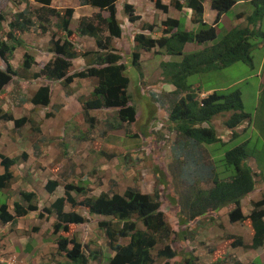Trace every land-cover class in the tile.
Listing matches in <instances>:
<instances>
[{
  "label": "trees",
  "instance_id": "1",
  "mask_svg": "<svg viewBox=\"0 0 264 264\" xmlns=\"http://www.w3.org/2000/svg\"><path fill=\"white\" fill-rule=\"evenodd\" d=\"M36 1L42 6L34 12L35 17L27 11L20 12L14 21L9 22L7 31L1 26L7 21L6 16L0 13V91L6 89L13 76L17 75L12 61L15 50L25 45L22 36L36 32L35 25H37L43 34L49 32L52 34L50 52L53 54V58L45 64L37 77L49 82H63L65 87H69L74 79L97 78L98 86L88 99L81 102L86 120L95 121L94 118L89 117L90 110L112 109L117 112L122 123L134 127L137 112L132 103V96L128 93L130 79L125 74L126 66L122 62V57L112 47L113 39L123 36V29L117 18L120 9L119 0H80L81 7H91L98 12L91 17L79 19L75 29L71 28L76 12L74 8L62 11L51 6L52 0ZM206 1H209L211 8L217 12L213 25H209L204 20ZM246 1L255 7L247 18L248 26L243 29L236 27L220 43L205 46L217 39L218 24L222 17L236 6L238 0H171V7L177 11L192 10L193 21L198 26V31H188L186 21L182 25L180 20L167 18L162 24V36L153 38L151 35L155 26L146 24L134 36L133 57L134 65L140 70L141 50L150 52L159 48L168 56L182 58L181 62L161 64L164 78L175 87L173 95H184V98L174 103L169 112V122L176 125L182 137L178 149L174 150L178 157H185L190 163L198 165V169L207 170V175L211 177L213 183L208 191H198L196 186L191 187L190 191L195 195H190L186 202V207L190 211L186 223L204 217L209 212L217 214L223 209L234 206L229 212L230 222H248L253 240L249 247L245 246L242 240H236L232 246L258 250L264 246V199L253 203V210L249 215H245L242 210L243 200L258 191V175L248 164L250 155L246 150L247 143L225 151L226 143L218 137L217 130L212 125V121L218 116L231 113L225 125L234 131L245 120L251 118L244 109L242 92L239 89L230 92H212L200 100L193 88L194 85L189 83L191 76L225 69L240 62L254 68L255 45L252 42L260 36L264 37V32L256 28L257 24L264 20V0ZM156 2L160 10L168 13L169 6L162 4L161 0ZM104 12H107L109 17H104ZM123 12L128 16L130 23L134 24L141 20V16L136 14L135 7L129 3L124 4ZM53 24H56L57 32L52 30ZM106 33L108 36H105ZM77 37L95 39L97 50L78 49L75 42ZM194 43L199 47H205L185 53L186 46ZM80 57L87 60L86 68L70 75L69 69L73 61ZM34 64H36L35 60L26 54L24 69L29 71ZM1 66H4V69ZM196 89L200 91L199 87ZM51 96L50 86H43L33 96L31 104L48 106ZM2 119L13 120L18 128L27 121L26 118L15 120L11 115L2 116ZM237 135L234 134L236 137ZM213 145H220L219 147L224 149V156L217 161L224 169L222 172L213 168V165L202 162L207 158L206 149ZM110 157L116 158L115 155ZM15 163V160L0 154V166L5 169V173L0 174V191L10 187L13 179L10 169ZM158 183H162V178L158 177ZM58 187L57 181H49L46 190L54 193ZM71 190L80 195L81 199L73 197ZM91 191L87 187L77 188L68 185L65 196L44 209L39 207L34 193H22L23 202L15 203L14 214L9 212L6 204L1 207L0 221L4 225L16 224L19 219L28 215L39 213L40 218H44L55 214L58 222L54 226V234L61 231L68 233L70 226L85 224L88 221L76 212V209L83 207L90 215L110 218L100 223V227L105 229L112 243L111 248L113 247L116 252L110 264H170L179 256L172 244H167L163 249L156 251L161 241H167L173 234H178L174 232L161 208L159 193L155 192L150 196L129 188L124 195L102 193L98 197H87ZM67 205L72 207V212H65ZM139 222L143 224L145 230L138 228ZM187 232L182 230L178 234L184 246L188 238ZM119 238H129L130 241L126 245H119L116 241ZM57 244L59 254L66 257L69 264H91L93 261L94 255L87 254L84 246L76 238L61 236L57 239ZM218 251L216 252L218 262L215 264H227L226 253H223V256L219 255ZM181 264H198V258L186 253Z\"/></svg>",
  "mask_w": 264,
  "mask_h": 264
},
{
  "label": "rangeland",
  "instance_id": "2",
  "mask_svg": "<svg viewBox=\"0 0 264 264\" xmlns=\"http://www.w3.org/2000/svg\"><path fill=\"white\" fill-rule=\"evenodd\" d=\"M127 2L135 4L136 14L141 16V20L136 23V28L142 29L146 24H153L155 26L154 32H161L163 22L167 18H171L170 16L179 18L182 25L186 19L185 13H178L173 7L171 12L169 11L167 14H164L160 10H155L151 0H119L121 12L124 4ZM52 3V6L58 10L63 11L67 8H74L77 11L71 24L72 29L76 28L81 16L90 14V11L81 8L80 0H52ZM242 3H245V5H236L223 16L217 26V39L207 45L205 44V46L220 43L236 27L243 29L248 26L247 18L252 14L255 7L250 2H246V0ZM41 6L36 0H0V13L4 14L7 19V21L2 23V28L4 31H7L9 29V22L14 21L16 15L24 10L35 17L34 12ZM205 6L207 8V22L213 24L216 19V12L211 9L209 2ZM120 11L118 12V19L124 23V33L130 32L129 27L131 25L128 24V18L125 17V20L124 15ZM179 14L185 19L180 18ZM197 28L191 30L197 32ZM256 28L257 30L260 28L264 32V20L258 23ZM35 29L40 30L37 25H35ZM52 30L57 32L56 24L52 25ZM59 34L58 36L60 37ZM48 36L52 37V34L48 33V35L38 38V41L32 35H27L26 37L29 40V45L43 47L45 50L43 51V56H46L51 47L49 46L50 37ZM154 36L152 33L153 38ZM92 41L95 42V40L91 39L75 40L77 48L81 45L86 49H91L90 43ZM252 43L255 45L253 50L254 68L240 62L225 69L212 70L208 73L194 75L189 78V83L194 85L193 88L200 100L205 98L209 94L208 92H230L236 89L242 92L244 109L250 114L251 118L245 120L234 131L228 129L225 125L231 113L218 116L212 121V125L215 126L218 137L226 143L225 151L247 143L246 150L250 155L248 164L253 168L255 174L258 175V191L250 198L243 200L242 210L245 215L251 213L254 202L264 199V37L260 36ZM118 45L116 48L121 46L119 51L123 54L122 62L126 66L125 74L130 79L128 93L132 96V103L136 107V124L132 127L131 125L122 123L117 117L116 111H111L112 113H107L103 117L102 123H98L97 127L88 133L91 137L99 135L101 139L97 143L84 142V144H81L78 137L83 134L79 133V131L87 130L89 123L86 121L82 123L80 121L81 114L78 115V118L76 115L78 112H75L71 108L70 116L63 117V119L70 120L67 121V132L72 129L70 134L74 136L68 142L73 141L74 143L70 145L71 149L67 150L68 152L64 156L67 159V166H64L63 170H60L58 174L60 178H63L61 175L69 172L66 175H69L71 178L69 181L63 179L62 187L66 189V186L69 184L76 187H87L93 190V193L90 194L93 197H98L102 193L113 194L116 191L124 194L128 188H134L150 196H153L155 192L159 193L162 204L161 208L174 232H178L179 234L182 230L188 231L187 245H183V241L179 238L178 234H173L169 240L161 241L156 248L157 251L163 249L167 244L173 245L179 256L172 260L170 264L183 262V258L187 252L198 258V264H215L218 262L216 255L218 249H220L218 251L219 255L228 252L226 255V259L229 257L227 264H258L260 262L264 264V254L258 257L260 260L256 262L254 261L257 258L255 250L235 245L232 246L236 240H242L245 246L249 247L253 240V233L250 230L251 226L248 222H230L229 212L234 206L223 209L217 214L209 212L206 216L197 219L196 222L186 223L190 215L186 202L190 195H195L194 192L191 193V187L196 186L198 191H208L212 188L213 183L211 177L207 175V170L198 169V165L195 166L193 163H190V160H187L185 157H178L174 150L175 148L178 149L182 137L177 131L176 125L169 122V112L174 103L184 98V95H173V87L169 86L166 78H164L161 67L163 57L157 54V52H161L159 51L161 49L156 48V51H151V53L140 52V70L134 65L133 52H131L132 50L134 51V43L120 41ZM205 46L202 47L204 48ZM199 49L201 48L198 44L194 43L187 45L185 53L195 52ZM45 52L47 53L45 54ZM171 60L173 62H181L182 58H172ZM21 62V56H16L13 64H20ZM1 68L4 69V66H1ZM12 83L8 84L2 92L0 91V102L5 101L0 108L1 112H5L4 108L11 111L13 107H16L17 101L21 99L23 84H19L17 79ZM197 87H199L200 91L196 89ZM54 111H58V106L54 108ZM73 114L79 119L80 123H77V120L73 119ZM106 117L108 119H105ZM0 120V132L4 134L9 133L6 136L12 139L18 132V128H15L13 122L12 125H6L5 122L7 120H2L1 117ZM57 123L60 124L59 122ZM26 128L28 129L29 127L27 126ZM26 128L21 129L19 131L20 134L22 132L24 134L27 133ZM29 130L35 136L34 132H31L33 130ZM59 133L57 136H61L63 127L59 128ZM234 134H238L237 137ZM48 138L52 142L51 137L49 136ZM75 145L78 147L77 149H74ZM219 146L213 145L209 149L206 147L205 157L207 158L202 162L206 165L211 164L213 168L222 172L224 169L217 161L224 156V149ZM60 151L63 153L62 148ZM111 155H115L116 158L112 159ZM69 165H72V167L70 168ZM36 169L39 171L38 168ZM158 177L162 178L161 184L158 183ZM33 181L34 184L32 186L39 195L38 198V195L35 194L38 201L45 202L39 205V207L41 209L49 207L50 197H47V194L44 193L45 191L41 189L44 180L41 177H37L36 179L33 178ZM22 184L24 183H20L19 186L22 187ZM10 187L7 191L9 190L8 194L11 195L10 190H12V186ZM40 193H44L46 196L42 197ZM8 201L5 191H0V209L3 205L8 204ZM82 214L87 219L91 218V220L87 221L88 225L91 224V221H94L95 217L91 216L87 211L83 210ZM44 218L27 220L31 223L25 224L24 237L30 244L32 241L34 243V240H36V244L42 240L46 247L39 249V252L36 253L31 251L25 252L20 261L24 264H69L63 255L58 254L56 256L57 251H55L54 245L51 246L52 243L48 245L51 242L50 234L43 233L42 231L40 233V227L37 228V231L33 230L38 226L40 220V222L44 223ZM193 222L195 223L193 224ZM94 228L96 226H90L88 229L87 227L83 228L86 234H83L81 231L78 237L83 234V242L87 246L85 249L87 254H92L90 246L95 247L93 250L102 252V255L105 256V262L110 264L114 256L112 255L108 239L103 230H99L97 234L92 236ZM138 228L145 230L141 222H139ZM116 241L126 245L130 240L129 238H119ZM238 248L241 249V252L236 254ZM211 249L212 252L215 251V253H212V257H210L209 253ZM156 251L153 252L154 256L156 255ZM97 262L101 264L102 260L99 258Z\"/></svg>",
  "mask_w": 264,
  "mask_h": 264
},
{
  "label": "crops",
  "instance_id": "3",
  "mask_svg": "<svg viewBox=\"0 0 264 264\" xmlns=\"http://www.w3.org/2000/svg\"><path fill=\"white\" fill-rule=\"evenodd\" d=\"M156 1L157 0H154V1L151 0L152 4H154L153 8L155 10H160L157 7ZM243 1L244 0H238V3L236 5L237 6H241V4L245 5V3H242ZM207 2H209V1H206L204 4V7H205L204 20L209 25H212V23L207 22V17H206L207 8L205 6V5H207ZM161 3L169 6V11L171 12V10H172L171 0H161ZM52 4H51V6H52ZM129 4L135 6V4H133L131 2ZM209 4H210V2H209ZM210 7H211V5H210ZM53 8H55V7H53ZM81 8L87 9V11H90V14L89 15H83L79 19H81L82 17H91L94 13L98 12L97 10H95L91 7H81ZM24 11H26V10H24ZM24 11H22V12H24ZM119 11H120V9H119ZM160 11L164 13V11H162V10H160ZM169 11H168V13H169ZM175 11H177V10H175ZM177 12L178 13L182 12V13L186 14V20L185 21H186V26H187L186 29L188 31L191 29L194 30V28L198 27L197 25L194 24V21H193L194 20L193 19L194 13L192 12V10L185 9L183 11H177ZM76 14H77V11L75 12L74 17L76 16ZM121 14L124 15V19H125V17L128 18V16L123 12V10H122ZM164 14H167V13H164ZM103 16L107 18V17H109V14L107 12H104ZM170 17L179 20V18H177L175 16H173V17L170 16ZM179 17L184 18V17H181L180 14H179ZM117 18H118V16H117ZM118 21L120 22L122 29H123L124 23L119 19H118ZM128 22H129V19H128ZM72 23H73V21H72ZM136 23L133 24V23L129 22L128 24L131 25L129 27L130 32L124 33V29H123L122 38H119V39L114 38L113 39L112 46L120 54V56L122 58H123V54L120 53V51H119L121 46L119 48H116V47L119 46L118 43L120 41L121 42L126 41L127 43L133 42L135 45L134 36H135V34L139 33L141 30L138 27L136 28ZM150 25H153V24H150ZM162 32H163L162 30H161V32H153V34L155 35L154 38L155 37L160 38L162 36ZM27 35H30V36L32 35V37L36 41H38V38H42V37H44V35H48V34H43L41 31L37 30L36 32H33L31 34L27 33V34L22 36V39L24 40L25 45L22 47H18L15 50L14 59H13V61H15L16 56H21L22 62L20 64L17 63L15 65V64H13V61H12V65H13L14 69L17 71V75L13 76L14 78H12V80L9 83V85L13 84L12 82L15 79H17L19 84H23L22 90H21V99H19L17 101L16 107L12 106L13 108L11 109V111L4 108L5 112H1V109H0L1 119H2V116L11 115V116H13V118L15 120H19V119H23V118H26V120H27L26 123L22 127L18 128L15 126L16 129L18 128V132L16 133V135H14L12 137V139H10L11 137L6 136V135H9V133L4 134L3 132H0V154L4 155L6 157H9L10 159L15 160V162H16L10 169L11 173L13 174V179H12V182L10 185V186H12V190H10L12 196L10 194H8L9 190L8 191H7V189L3 190V191H5V194L7 195L8 200H9L8 204H6V205L8 207L9 212L12 214H14L15 203L23 202L22 193H31L32 192V193L38 195V193L35 192V190L32 186V184H34L33 178L36 179L37 177H41V179L44 180L43 186H41V189L45 191L44 193L47 194V197H50L49 203H48L49 207L57 199L65 196L66 189L64 187H62V181H63V179L66 181H69L71 177L69 175H66V174H69V172L61 175V176H63V178L62 177L60 178L58 176V174H59L60 170L61 171L63 170L64 166H67V159H65L64 156L67 154V152H68L67 150L71 149L70 145L72 143H74L73 141L70 143L68 142L71 139V137L74 136L73 134H70L72 132L71 131L72 129H70L69 132H67L68 129H67L66 125L68 123L67 121H70V120H67V119L64 120L63 119V117H67V116L69 117L70 116L71 108H73V110L75 112H78V114H76L77 116L81 114L80 121L82 123L84 121L89 123L87 130H84V131L80 130L79 131V133L83 134V135L78 137V140L81 144H84V142L97 143V141H99L101 139L100 136L96 135V136L91 137L88 134L89 131H93L97 127L98 123H102L103 122L102 119L107 113H112L111 111H115L112 109L90 110L88 112L89 117L94 118L95 121L94 122L87 121L86 116L85 115L83 116V114H85V113H84V109H83L81 102H82V100L88 99L90 97V95L93 93L95 88L98 86V79L95 77H91V78H87V79H74V81L69 85V87H65L63 85V82H60V81L59 82H57V81H50L49 82L47 80H44L42 77H37L38 75H40V71L45 66V64H47L53 58V54L50 52V50H51V47H50V49L48 50V53L45 52V54L47 53V55L43 56V51H45L44 48L43 47L42 48L36 47L34 45H29V40L26 37ZM105 36H108V33H106ZM48 37H50L49 38L50 39L49 40V46H51V38L52 37L51 36H48ZM85 39L86 40L87 39L95 40L91 37H77L76 38L77 41L85 40ZM90 44H91V47H90L91 49L83 48L81 45H79L80 47L78 49H80V50H92V51L97 50L96 41L95 42L92 41ZM200 48H202V47H200ZM153 51L155 52L156 49H153L152 52ZM159 51H161V52H157V54L163 57L161 63L173 62L171 60L172 58H174V59L179 58V57L168 56L165 52H163V50H159ZM131 52L134 53L135 51L132 50ZM140 52L149 53V52L144 51V50H141ZM150 53H151V51H150ZM26 54L30 55L35 60V63H36L32 66V68L29 71L24 69V67H23ZM142 61H143V59H142ZM15 66H16V68H15ZM86 66H87V60L85 58L80 57L78 59H75L73 61L72 67L69 69V74L72 75L74 73H78V72L84 70L86 68ZM43 86H50V88H51L52 96H51L50 105H48V106H41V105L34 106V105H32L31 99L37 93V91ZM169 86H172L173 87L172 91H175V87L173 85H169ZM3 102H5V101L0 102V108L3 106V104H4ZM57 106H58V111L53 112L54 108ZM73 116H74L73 119L77 120V123H80L79 119H78L79 116H78V118L75 117V114H73ZM117 117H118V115H117ZM105 119H108V118L106 117ZM2 120H5V119H2ZM6 120H7V122H5L6 125H8V124L12 125V122L14 123L13 120H9V119H6ZM57 122H59L60 124H58ZM14 125H15V123H14ZM27 126L29 127L28 129L26 128ZM60 127H63V133L61 134V136H57L58 134H60L59 133ZM23 128L27 129V133L24 134V132H22L23 134L22 133L20 134L19 131ZM74 128H76V127H74ZM29 129L33 130L31 132H34L35 136L29 132L30 131ZM49 136L51 137L52 142H50V138H48ZM80 137H82V138H80ZM76 144H77V142H76ZM61 148H62L63 153L60 151ZM63 148H64V150H63ZM77 148L78 147L75 145L74 149H77ZM69 166H70V168L72 167V165H69ZM36 168H38L40 172L37 171ZM4 173H5L4 167L0 166V174H4ZM49 181H57L59 183V187L56 189V191L54 193H49L46 190V185ZM20 183H24V184H22V187L19 186ZM80 187L85 188L83 186H77V188H80ZM90 188L92 189V187H90ZM64 189H65V193H64ZM126 191L127 190H125V192ZM44 193H40L42 197H44V195L46 196V194H44ZM70 193L76 199H81L80 195H77V193L74 192L73 190H71ZM91 193H93V190L87 195V197H93L90 195ZM115 193L120 194V195L125 194V193L123 194L119 191H116ZM94 197H97V196H94ZM38 198H39V195H38ZM37 202L39 205H42L45 203V202H41L40 200L39 201L37 200ZM83 210L87 211L89 213V211L83 207L76 209V212L85 218V216H83V214H82ZM72 211L73 210H72L71 206L67 205L65 207V212L69 213ZM91 216H94L95 218H94V221L90 222L91 223L90 225H88L89 223L86 222L85 224L70 226L68 233L61 231L58 234H54V226L58 222V218L55 214H53L49 217H45L44 223L40 222L41 221L40 220L38 223V226H36L33 230L37 231V228L40 227V230H39L40 233L42 231L43 233L50 234L51 242L48 243V245H50L52 243L51 246L52 245L55 246V249H56L55 251H57L56 256H58V254H59L57 239L61 236L69 237V238H76L77 241L80 242L84 246V250H85L87 248V246L83 242V238H84L83 234H86V233H84L83 228L87 227V229H88L90 226H92V227L96 226V228H94V230L92 231V236L94 234H97V232L99 230L100 231L103 230L105 236L107 237L106 231H105V229L100 227V223L102 221L109 220L110 218L104 217V216H97V215H91ZM34 218L43 219V218H40L39 213H38V214L28 215L22 219H19L16 224L4 225L0 221V264H24L20 260H21V257L24 256L23 254L25 252L31 251L33 253H36V252H39V249H43L46 247L44 244V241H42V240H41V242H37V244H36V240H34V243L32 241V243L30 244L29 241H27L26 238L24 237L25 224L31 223L27 220L34 219ZM85 219H87V218H85ZM87 220H91V218L87 219ZM195 222H196V220H195ZM195 222H193V224ZM81 231L83 234L78 237V234ZM107 239L109 242V246H110L112 255L115 256L116 252L114 251V249H112L113 247L111 248L112 243L110 242L108 237H107ZM86 243H88V242H86ZM117 244L123 245V244H120V242H117ZM113 245H115V244H113ZM186 245H187V239H186ZM93 249H95V247L93 248L92 246H90V250L92 252V255H94L93 261L91 262V264H99V262H97V260L99 258L102 260L101 264H107L105 262V256L102 255V252L95 251ZM98 249H100V248H98ZM240 252H241V249L238 248L236 254H238ZM254 252H256V255H257V258H255L254 261L257 262L258 260H260L258 257H261L264 254V246L258 250H255ZM187 253H189V252H187ZM209 253L211 255V256L210 255L209 256L212 257V253H215V251L212 252V249H211ZM227 253L228 252H226V255H227ZM259 254H260V256H259ZM95 257H96V259H94ZM228 258H227V263H228ZM65 259H66V257H65ZM183 260H184V258H183ZM179 264H181V262H179ZM258 264H262V262H260Z\"/></svg>",
  "mask_w": 264,
  "mask_h": 264
},
{
  "label": "clouds",
  "instance_id": "4",
  "mask_svg": "<svg viewBox=\"0 0 264 264\" xmlns=\"http://www.w3.org/2000/svg\"><path fill=\"white\" fill-rule=\"evenodd\" d=\"M214 11H215V10H214ZM216 15H217V12H216ZM222 18H223V17H222ZM214 22H215V21H214ZM213 24H214V23H213ZM213 24H212V25H213ZM168 84H169V83H168ZM169 85H171V84H169ZM173 92H174V91H173ZM173 92H172V93H173ZM208 93L210 94V93H212V92H208ZM209 94H208V95H209ZM14 123H15V122H14ZM238 247H240V246H238ZM243 248H244V247H243ZM251 250H254V249H251Z\"/></svg>",
  "mask_w": 264,
  "mask_h": 264
}]
</instances>
